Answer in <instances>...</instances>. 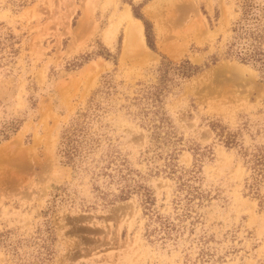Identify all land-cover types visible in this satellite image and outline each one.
Returning <instances> with one entry per match:
<instances>
[{"label":"rangeland","instance_id":"1","mask_svg":"<svg viewBox=\"0 0 264 264\" xmlns=\"http://www.w3.org/2000/svg\"><path fill=\"white\" fill-rule=\"evenodd\" d=\"M263 62L264 0H0V264H264Z\"/></svg>","mask_w":264,"mask_h":264},{"label":"trees","instance_id":"2","mask_svg":"<svg viewBox=\"0 0 264 264\" xmlns=\"http://www.w3.org/2000/svg\"><path fill=\"white\" fill-rule=\"evenodd\" d=\"M134 16L142 20V22L144 24V27H145L146 39H147L148 46L151 49H154L155 47H154V43L152 42V33L150 32V27H151L150 26V22H148L147 20H145L143 18V16L139 12H136L135 11V8H134ZM255 55H256V53L254 52L252 54H249L248 56H245V57H247V59L244 58V57H241V58L242 59H245V60H249V58L254 59L253 57H255ZM162 58H163L164 61H169L166 57H162ZM176 65L178 67H180L181 70H159L160 71L159 85H162V84L164 85L165 82L169 81V78H167V75L169 74V72H172L173 74H176L180 78H189V77L195 75L200 70V67L199 66H196V65L191 64L189 62V60H186V59L180 61Z\"/></svg>","mask_w":264,"mask_h":264},{"label":"bare ground","instance_id":"3","mask_svg":"<svg viewBox=\"0 0 264 264\" xmlns=\"http://www.w3.org/2000/svg\"><path fill=\"white\" fill-rule=\"evenodd\" d=\"M130 23V22H129ZM135 26V27H134ZM133 27L135 28L134 30H135V32L137 33V31L139 32V36H137L139 39H142V32H141V26L139 25V23H137V22H134V23H132V24H130L129 26H128V28H127V32H126V39L127 40H131L130 38H132L133 36H132V32H133ZM135 32H134V34H135ZM136 37V38H137ZM137 38V39H138ZM138 39V40H139ZM135 41V40H134ZM136 42V41H135ZM137 43V42H136ZM143 50V49H142Z\"/></svg>","mask_w":264,"mask_h":264}]
</instances>
